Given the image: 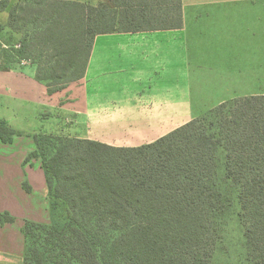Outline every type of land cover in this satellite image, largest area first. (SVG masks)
<instances>
[{
	"label": "trees",
	"instance_id": "trees-1",
	"mask_svg": "<svg viewBox=\"0 0 264 264\" xmlns=\"http://www.w3.org/2000/svg\"><path fill=\"white\" fill-rule=\"evenodd\" d=\"M111 1L0 0L1 29L20 35L4 43L3 67L29 62L51 94L84 77L97 34L182 25L181 0ZM21 134L0 123L2 142ZM31 137L24 162L40 160L50 221L24 222L22 264H213L221 182L236 190L248 264H264V95L223 101L137 147Z\"/></svg>",
	"mask_w": 264,
	"mask_h": 264
},
{
	"label": "crops",
	"instance_id": "crops-1",
	"mask_svg": "<svg viewBox=\"0 0 264 264\" xmlns=\"http://www.w3.org/2000/svg\"><path fill=\"white\" fill-rule=\"evenodd\" d=\"M73 1L113 6L111 0ZM8 9L0 11L4 24ZM181 13L180 28L97 34L84 77L51 94L35 79L32 64L5 68L0 60V123L22 132L10 145L25 146L19 160L34 149L25 137L36 133L25 128L31 103L39 108L37 115L41 109L47 113L42 132L137 147L223 101L264 95V0H181ZM8 144L0 140V159ZM1 169L0 197L12 201L2 202L0 212L14 220L0 224V264H22L24 222L43 223L45 212L49 217L47 186L41 184L38 195L40 184L28 174L31 189L24 192L18 167L10 192Z\"/></svg>",
	"mask_w": 264,
	"mask_h": 264
},
{
	"label": "rangeland",
	"instance_id": "rangeland-1",
	"mask_svg": "<svg viewBox=\"0 0 264 264\" xmlns=\"http://www.w3.org/2000/svg\"><path fill=\"white\" fill-rule=\"evenodd\" d=\"M2 15L3 14L0 13V53H2V49L4 47L2 46L3 45L2 43H8L11 40L15 42V40H17L18 37L20 36L17 33L13 34V36H10L11 32L9 30L1 29V26L4 25V23L2 22L3 21ZM196 100H197V93H193V101L195 103ZM207 102H208L207 104H209L212 102V100L209 98ZM37 109L39 108L36 107L35 104L31 103L30 111L28 113L29 125L25 127L27 130L30 131L33 130L39 132L46 129L45 127L47 126V121H45L43 118H45L47 113H44L42 109L39 110L40 114L42 115L41 117V115L40 116L37 115L38 114ZM27 136L30 138V142L32 143L33 142L32 137L30 135H25V137ZM7 143H9L8 148L2 146L3 150L7 152L2 151L1 153L2 157L0 159V173L1 171H3V169H1L3 167L6 172L5 175H1V176L7 182V186L8 184L12 185L10 187L8 186L9 191L12 192V189L15 185L14 181L11 179L12 176L14 175V171L17 170L16 168L20 167L22 170V174L24 176L20 185L21 189L24 192L28 193V190L24 187L23 183H28L27 175L29 174L31 181H34L35 184H40V186L37 189V193L38 195H41L42 192L41 184L45 183V177L39 159L33 158L34 164H33V159L24 162L25 157L28 154L27 153L21 160H19L18 155L25 148V146H19L18 148H13L12 146H10L11 144H13V139L11 142H7ZM22 145H25V142H23ZM41 176L42 178L39 179L38 177ZM220 188L221 191L228 197L229 201L227 202V208H226L227 210L225 209L226 211L224 212V214H222L218 218L220 230L212 258L213 264H248L246 260V250H245L244 237H243V226L239 220L240 208H239L238 200L236 199V190L234 187H231L223 182L220 183ZM5 198L6 199H2V197H0V207L2 202L4 201L8 202L7 205L11 203L12 199L9 196ZM38 199L39 198L36 197L35 200L37 201ZM39 201L41 202L40 199ZM31 203H32V199H31ZM46 216L47 214L45 212L43 223H49L50 221L49 217ZM57 264H69V261L66 259H62Z\"/></svg>",
	"mask_w": 264,
	"mask_h": 264
},
{
	"label": "built area",
	"instance_id": "built-area-1",
	"mask_svg": "<svg viewBox=\"0 0 264 264\" xmlns=\"http://www.w3.org/2000/svg\"><path fill=\"white\" fill-rule=\"evenodd\" d=\"M22 63H24V61Z\"/></svg>",
	"mask_w": 264,
	"mask_h": 264
}]
</instances>
